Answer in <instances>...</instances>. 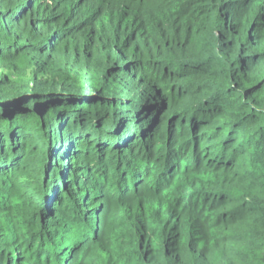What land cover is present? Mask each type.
Wrapping results in <instances>:
<instances>
[{
	"label": "trees",
	"instance_id": "obj_1",
	"mask_svg": "<svg viewBox=\"0 0 264 264\" xmlns=\"http://www.w3.org/2000/svg\"><path fill=\"white\" fill-rule=\"evenodd\" d=\"M0 264H264V0H0Z\"/></svg>",
	"mask_w": 264,
	"mask_h": 264
},
{
	"label": "rangeland",
	"instance_id": "obj_2",
	"mask_svg": "<svg viewBox=\"0 0 264 264\" xmlns=\"http://www.w3.org/2000/svg\"><path fill=\"white\" fill-rule=\"evenodd\" d=\"M104 20H105V18L103 17V19H102V21L104 22ZM256 26L258 27V25L256 24ZM129 80H130V77H127L126 79H124L123 81H125V82H129ZM84 82H87V80H85L84 79ZM86 84V83H85ZM138 103V106L137 107H139V111L141 112V110L142 109H148V108H151V107H155L156 106V104H154L153 102H151V101H146V100H144V99H142V100H140V101H138L137 102ZM136 106H134V105H132L131 104V110H132V112H136ZM134 115H136V113L134 114ZM183 159H186L185 157L183 158ZM124 160L126 161V162H128V158H124ZM180 161H181V159H180ZM136 162H138V161H135V162H132V163H130V161L127 163V168H126V170H128V171H130L129 170V167L131 168V166L133 165V164H136ZM109 164H113L112 163V161H110V160H106L104 163H103V165L102 166H104V170H102V172H101V175H102V177H103V173L104 172H109L110 174H112V176H114V175H116V173L118 172L117 171V168H115V169H112V168H110L109 166ZM94 164H90L89 166H87V169H89V168H92V166H93ZM106 167V168H105ZM143 167V166H142ZM80 168H82V167H80ZM121 169H123V166L122 165H120L119 166V168H118V170H121ZM123 170H125V169H123ZM178 170V167H176V171ZM87 172H85V174H86ZM93 173V171H91L89 174L91 175ZM124 175H127V174H124ZM153 177L151 174H149L148 175V178L149 177ZM125 177V176H124ZM109 178L110 177H108V176H105V177H103L102 179H101V181H102V185L104 184V185H107L108 183H109ZM126 179H127V176H126ZM78 182V185H77V187H76V189L74 190V191H72V193L74 194V193H79V192H81V188L83 187V186H87L86 184H84V183H79V181H77ZM112 183H115V186L114 187H117L118 188V183L116 182V180H114V181H112ZM160 183H162V182H160ZM140 186H142V185H144V182H143V184H141V183H138ZM88 186H89V188H88ZM87 187H86V191L84 192V195H82V197H80V199H82V198H86L87 196H89L88 198H86V200L84 201V211L85 212H87V214H90V212H89V210L90 209H93V208H95L92 212H91V214L92 215H99V214H101V211H102V208H104V206H103V204L101 203L102 201L100 200V194H101V190L103 189H100L98 186H95V185H88ZM140 186H138V188L140 187ZM163 188V186H161V189ZM86 195V196H85ZM73 196V195H72ZM20 198H21V196H19L18 198H17V201H19L20 200ZM98 230V231H97ZM72 232H74L75 234H76V230H74V231H72ZM98 233H99V228H98V226H97V229H96V232H95V234H94V236L93 237H95V238H97V236H98ZM106 235V234H105ZM105 235L103 236V238H104V240L105 239H107V236L105 237ZM79 236H81V235H79ZM66 241H64V242H62V243H65ZM102 254H103V252H102Z\"/></svg>",
	"mask_w": 264,
	"mask_h": 264
},
{
	"label": "clouds",
	"instance_id": "obj_3",
	"mask_svg": "<svg viewBox=\"0 0 264 264\" xmlns=\"http://www.w3.org/2000/svg\"><path fill=\"white\" fill-rule=\"evenodd\" d=\"M34 119V118H33ZM160 138H161V140L163 139V132L161 131V133H160ZM65 211L67 212L68 211V208H69V202H67L66 201V203H65ZM71 219V216L69 215L67 218H66V221L65 222H67L68 220H70Z\"/></svg>",
	"mask_w": 264,
	"mask_h": 264
}]
</instances>
